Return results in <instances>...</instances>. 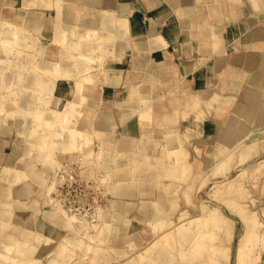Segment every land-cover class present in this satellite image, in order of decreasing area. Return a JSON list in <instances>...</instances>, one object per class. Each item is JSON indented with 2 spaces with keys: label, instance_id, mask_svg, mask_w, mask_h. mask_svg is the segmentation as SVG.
I'll return each mask as SVG.
<instances>
[{
  "label": "bare ground",
  "instance_id": "bare-ground-1",
  "mask_svg": "<svg viewBox=\"0 0 264 264\" xmlns=\"http://www.w3.org/2000/svg\"><path fill=\"white\" fill-rule=\"evenodd\" d=\"M15 1L16 0H5L7 4ZM59 1H61V4H59L56 8L54 19H43L42 21V17L35 14V12L31 11L30 9V7L34 4V0H20V3L24 7V14L21 21L24 22L22 23V25L26 28H33L43 24L45 27L44 31L46 33H51L57 28H61L62 31L67 30L69 32L68 34H66L65 38L62 37L64 39L62 45L54 46L51 43L50 46H47L45 48V51L41 52L42 56L37 63L38 65H41V67L45 68L46 71H51V65H53L56 61V74H59L62 77L64 75H71V73L73 72V68L76 66V71L74 72L76 83L73 99V103L75 106V110L73 113L76 118L72 120V123L70 125H63L61 128L62 130L58 129L60 131L54 141L50 140L51 133L48 132L47 129L52 125H45V123L43 122L40 130L37 128H34V131L31 130L32 133H30V136L28 134V138L26 140L27 142L23 143L24 140L23 142L22 140H18L16 142L17 147L14 148L12 155L7 161V164H0V220L1 223L3 222V224L5 225L6 223H10L11 225H13V228L9 231V233H7V235L0 233V243H3L2 247L0 246V264H4L2 257L6 258L9 255L4 253L6 254V256H4L2 251H6L7 249L9 250V246L11 244H15L17 248V246H20L21 244L18 241H31L33 247H30V255H32L35 259H44V257H46L47 264H61L62 262L60 255H62L64 247L56 249L55 254H53L52 256H49V254H47L49 251H51V249H54V242H61L62 244L71 243L76 245L81 242L79 232L82 229L73 224L74 219H77V217L69 214V210L67 211L66 209H64V206L59 202L54 203V199L52 196L45 199V201L52 204H48L49 206H47V209L45 211V208L43 209V217L46 220H49L54 227L63 228L68 231V233L63 234L59 238L52 236L50 233H45V237L42 242L35 241L34 238L33 240L30 239V235L33 232L32 228H35L38 233H42L44 226L42 222L37 220H35L30 227L26 223L30 222L29 220H27L28 215H31L32 217L33 214H37L39 212L38 204L35 201L28 202L27 200L33 193V183L36 185L38 184L43 188L48 186V192L56 188L57 183L63 177L60 172L70 168L71 163L75 160V158L67 159L63 157V154L71 153L70 151L76 148L82 150V152H80L81 155H86V157L89 155L90 149L87 146L86 148H82L79 145H76V138L72 133L71 127L75 126L78 131H85V129L90 127V125L93 127V130L101 137V140L105 142L104 147H102L100 151V156H102V159L100 160V168L105 172V176H103V178L106 177L109 182V185L107 186L109 190L108 194L114 197L111 200L112 206L118 209L120 212L119 214H121L118 215L117 218L113 221V223L115 222L119 229L114 233V235H112V237L117 238L119 245H121L123 242L121 236L124 234L126 237L125 240H128V242L136 246L141 245L144 239H147L149 237L147 234H143L142 232H136L134 230V227L130 225V229H123V226H128L125 224V220L123 219L125 217V214H131L134 211L136 212L139 219H142L144 221H152L155 223L158 221L157 223H159V225H163L164 227H169L173 224L176 228V231H173L172 228L171 230L168 229V232L164 231L166 232L164 233V237L170 245H153L152 247L147 248V252L149 253V255L147 257H144L143 255L140 256L142 260L141 264H230L233 252L232 246L234 242L232 240L234 231L233 218L225 214V212L219 206L214 207L211 205L212 207L210 206V208L207 204L204 203L205 201L200 204V208L204 216V219H202L203 223H201V217H194L191 214L193 212L191 208H186V210H184L183 208L185 212L183 211V213H180V217L177 218L176 216H174V212H172L174 206L170 205L171 203H173L174 197L165 193L163 190L153 192L152 186H150L148 183L150 181L156 182L164 180L163 178L168 176L170 181L169 183L164 184V187H176L178 185L176 182L180 181L184 176L183 172L189 171L190 173L187 172V177H190V180L188 182L186 180L187 187H190L194 190L193 192H190L188 194L189 201L194 204H199L196 195V193L198 194L196 188L199 184L202 172L205 173L206 170L211 174L213 172L215 174L216 170H223V167H225L229 159V154H226L227 150L224 151L225 148L228 149V147H232L242 135V129L241 127H239L240 114L250 115L252 113V110L248 107H240L227 121L223 119V115H221L220 108H222V106L214 105V107L210 110L209 115L212 117H216V120L214 121L215 123H213L214 125H216V127H213V125L210 124V126L207 127V123L199 122L198 124H196L197 126L191 128L190 136L188 133L189 138L192 136H195L196 138V140L191 141L192 145H194L192 149L193 157L191 159L186 158V154L190 153V151L186 147L185 138H183L182 135L179 137L176 136V138L172 137L175 136L172 133H178V130L169 127L168 129H164L163 136L165 139H167L165 149L169 152V154L173 153L176 156L171 158L172 163L169 159L171 163V165L169 166L167 165L168 161L166 162L165 158H161V154L157 149L159 127L157 129L152 125L153 116L156 112H165V115L163 116V123H165L166 121L169 122L171 119V117L168 116L169 113L163 107H161L160 105H155L159 97H164L159 93L160 90L159 88H157V81L162 78H167L169 76V71L160 66H148L142 62L136 63L134 67L138 70V77L141 78L143 82L152 83L153 88L151 89V94L149 95L148 92L145 93L143 91L142 84L133 83L130 89L122 93L117 104L122 107V125L124 129L128 130V133L126 137H119L118 141L115 143V139L112 136V133L115 129H119L122 132V128L120 126H117L114 115L107 105L100 106L98 110H95L96 104H99V97L97 91L94 88L91 89L92 92L90 94L88 92L89 87L94 86L92 83L89 84V69L92 66L91 61L93 58L91 55V51L93 53V50L95 51V49H100V47L104 45L102 47L103 50L107 49L109 50V52L118 53L117 48L119 42L125 38H130L129 22L127 16L125 17L122 14L123 11L121 9H114L113 11H111L109 5L104 3L103 1L84 0L89 8L98 7L100 9L96 14H86L84 18L76 21V19H78V11L76 7L79 0ZM198 1H200V3L203 5H195L191 0H181L176 4V10L174 11H178L180 15L189 17L191 22L194 24L196 23L197 25L199 24L198 19L200 18L201 14L205 13L203 17L205 25H212V18H216V20L220 23L218 26L213 25V35H219L220 38V40L214 46V51L216 53L231 55V52L229 51L230 49L228 50L226 46L227 42L235 40V44L239 43V39L237 37L236 39H232L229 37V31L225 26L226 17L230 22L242 21L246 24V26H248L247 28L249 29V35H247V46L250 49V54L244 55L242 52H239V55L235 57V59L238 63V67L240 68L236 69L233 67L229 69L231 77L228 81V85L231 89L239 92L244 88V84L240 80H242L245 76V69L247 70L248 67H252L254 61H256L257 59L260 63L264 62V21H260L256 16V13L258 11L264 10V0H233L231 4H229L230 0ZM49 4L50 3L47 0H38V6L41 9L46 8ZM114 14L115 17L117 15V19L115 18V20H112L111 17ZM5 15L6 14L4 13H0V18L2 19L1 24H3L2 27H5L0 30V32L2 33L0 39H5V42L3 44H0V59L4 57V53L8 51V48L10 46L8 43L13 42V44L15 43L17 45V48L19 47L24 49L30 46L29 38H31V35L26 32V30L19 32L17 29V31H13V27H7L8 21L5 20V18H7V16ZM91 32H97V41H100V39H106V43L105 41H102V43L104 42V44H101V46L97 44L99 43V41L97 42L96 40H93L97 43L91 41L93 39L91 36L90 37L92 39L89 40L90 38L88 39L87 34ZM72 34H75L77 38H72ZM159 36L160 34H157L150 38L152 48L161 47V45L165 43L160 40ZM55 47L59 49L56 52L53 51V48ZM104 47L106 49H104ZM19 48L18 51L16 50L17 53H14L16 55L14 56L13 54L11 55L12 57H10H15L18 61L16 62L17 71L18 69L21 70V68L24 66L25 60L29 59L30 61L31 59V57L22 54L23 51L21 52V49L19 50ZM74 49L78 50V52H74L73 54L71 52H73L72 50ZM210 55L212 56V54ZM222 67H224V65ZM18 74L19 71L14 72L11 75H8L7 79L9 81H16ZM262 75H264V72L262 73ZM26 76L27 77L24 78L23 81L24 87L26 89L24 87L23 88L27 90V92L21 96V105L25 108L27 113L22 116V120L20 121V123L22 127L28 129V127L30 128L33 123V112L40 103L42 93L41 86H43L46 82L45 80V83L41 82L43 77L40 78L41 80L38 79V77H35L34 70L30 71ZM47 82H49V80ZM104 84H108V80L104 81ZM110 84L115 85L116 83L111 81ZM65 86L66 83L62 81H60L59 85L57 86L58 88H60V91L58 93L61 92L60 94L63 96H67L69 94V91H64ZM137 87L140 88L136 89ZM139 90L143 93L142 97L152 99V101H144V103L146 104L142 107L141 103H139V95L136 93ZM201 90L205 92V95L207 97L206 104H211L212 101L217 99L216 86H214L213 88H204ZM62 102V98L56 97L52 100V107L57 108L59 105H61ZM224 103L225 102H223V104ZM180 109V100H178L176 97L173 98L171 100V111L173 113L172 118H174L175 116L174 113H177L175 111ZM133 113H137L136 116L139 122V125H137V127L134 125H128L132 120ZM95 114L96 118L94 117ZM45 118L46 124H50L51 122L53 123L55 117L53 114H48ZM218 125H223V127L218 128ZM217 131H221L219 135V138L221 139L220 143L222 145L226 144V147H221L216 155H214L210 151V142H213L212 140L217 138ZM18 138L22 137L18 135ZM112 139L114 142L111 141ZM85 141L86 143L89 142L88 136H85ZM2 143V139L0 138V149L2 148ZM239 145H241V143H238L236 147H238ZM54 148H57L59 150V154L57 155L58 157L56 161L53 160L54 163H51L50 157L53 154L52 152L54 151ZM113 151H116L118 154L114 159L115 163L112 162L111 157ZM221 154H224L222 155L223 157L221 156ZM130 155H132L131 160L134 161V168H129V166L127 168V165L130 163ZM52 157L54 158V156ZM147 161L151 165L149 169L144 168L143 162ZM213 161H217V164L214 167L211 166ZM86 167L87 166L84 165L83 167H81V169L83 168L82 170L84 171L86 170ZM114 167L116 168V171H113L112 175L111 172ZM132 170L134 171V174L131 173ZM89 174L90 173L89 171L87 173V170L81 173L82 178H87V180L88 177L93 176L92 174ZM239 175L235 179L231 178V180L227 182L221 180L217 185L224 188L225 195L228 194L230 196V194L233 195V193H236L232 197H224V201H226V206H228L229 209L233 213H235V215L243 224V232L237 240L236 250L234 251L235 255H233L235 256L234 264H245V262L248 260L247 257L249 258L250 256H248V254H251L252 250L254 251L252 247L250 248V244L252 243L251 241H253V239L255 241L256 238V240L258 241V239H260L258 237L264 235V221L256 209H253V207L249 206V204H244L241 202L240 196H238L237 194V192L239 193V191L235 189L237 191L236 192L234 190V188L236 187L239 188V186L235 187L234 185V183H236V180L239 181ZM206 178L204 182L206 181ZM49 179H51V183L50 185H47ZM182 180L185 182L184 179ZM204 182L202 181V183ZM187 190L188 189L184 191ZM233 190L235 192H233ZM185 194H187V192ZM185 196L187 197V195ZM140 197L143 198V201L138 200V198ZM11 199L14 200L13 203H9ZM21 202H28V204L27 206H22ZM102 210L99 209L98 219L101 217V215L104 214H101ZM183 217H185V219L180 220L179 222H174L177 219ZM205 225H208L209 227L213 225L214 228L215 226H218V228L220 229L221 235H217L220 237V241L219 244L216 245V247L213 242L211 243L210 239H213V237L216 236L215 232H217L218 230L215 229V231L213 229H207L208 226L206 227ZM21 226H26L27 230H20ZM106 228L102 229L99 234L103 235V233H105V231L107 230ZM175 235L178 236L179 243L183 251L185 252L182 257L183 259H181L182 261L176 260L175 256L173 255L174 253H172V251L175 249L176 242L178 243V240H176L174 237ZM103 239L104 241H106L107 237ZM257 241H255L254 243L256 244ZM262 241L264 242V238H262L261 242ZM253 245L254 244H252L251 246ZM214 247L216 249H214ZM212 248L215 251H212ZM194 252L199 253H197L198 255H195ZM62 259L66 258L63 257ZM110 260V255L101 254L100 258L98 259V263L105 264Z\"/></svg>",
  "mask_w": 264,
  "mask_h": 264
},
{
  "label": "rangeland",
  "instance_id": "rangeland-1",
  "mask_svg": "<svg viewBox=\"0 0 264 264\" xmlns=\"http://www.w3.org/2000/svg\"><path fill=\"white\" fill-rule=\"evenodd\" d=\"M47 1H49L50 4L46 8L41 9L38 6V0H34V4L30 7L31 11L35 12V14L40 15L42 17L41 19L42 21L43 19L45 20L54 19V13L56 11V8L59 4H61V1L59 0H47ZM82 1L84 2V0ZM232 1L233 0H230L229 4H231ZM84 4L86 5V7H88L85 2ZM76 8L78 11V15H77L78 19H76V21H78L84 18L86 16V13L80 12L78 10V7ZM50 9H52L53 12ZM0 13L6 14L5 16H7V18H5V20L8 21L7 27L9 28L13 27L14 28L13 31L18 30L19 32L26 30V32H28L31 35V38H29L30 41L29 47L24 49L18 47L19 50L21 49V52L23 51L22 54L31 57V59L30 61L29 59L25 60L26 62L24 61V66L21 68V70L18 69L19 74L17 75L16 81L15 80L9 81L7 79V76L11 75L14 72H18L16 69L17 67L16 62L18 61L16 60L15 57H14L15 59L10 58L12 57L11 55L17 53L18 51L17 45L15 43L13 44V42L8 43L11 46V47L9 46V48L12 49L8 48V51L5 52L3 55L4 57L0 59V83H1L0 138L2 139L3 142L2 148L0 149V164L3 165V164H7V161L12 155L14 148L17 147L16 142L18 140H22V142L24 140L23 143L27 142L26 140L28 138V134L30 136V133L34 131V128L40 130L43 122L45 123V125H52L50 128L47 129L48 132L51 133L50 140L54 141L56 136L59 134V131L62 130L61 129L62 126L70 125L72 123V120L76 118L73 113L75 110L73 99H74L75 83H76L74 76V72L76 71V66L73 68V72L71 73V75L69 76L64 75L62 77L59 74H56V70H57L56 61L54 62L53 65H51V69H50L51 71H46L45 68L41 67V65H38L37 63L42 56L41 52L45 51V48L47 46H50L51 43L54 46L62 45V42L64 41L62 37L65 38L66 34L69 33L67 30L62 31L61 28H57L55 30L56 31L60 30V31L56 32L54 30L51 33H46L44 31L45 27L43 24L33 28L24 27L22 25V23L24 22L21 21L23 18L22 16L24 14V7L20 3V0H16L15 2H10L8 4L5 2V0L0 1ZM256 16L260 21H264V10L258 11L256 13ZM115 18L117 19V15L116 17L115 14L112 15L111 19L115 20ZM1 21L2 19L0 18V30L5 28L2 27L3 24H1ZM226 22L229 24L232 23L234 25L239 26V28L243 30L249 31V29L247 28L248 26H246V24L242 21L230 22L226 20ZM1 35L2 33L0 32V36ZM247 35H249V33L246 34V37H248ZM71 36L74 39L77 38L75 34H72ZM97 36H98L97 32L95 33L91 32L87 34L88 39L89 38H90L89 40L92 39L91 41L93 40L97 41L98 39ZM159 37L162 42H165V39L161 34ZM219 40H220L219 35H213L214 46L217 44ZM96 41L93 42L97 43L99 40L97 42ZM102 41H105L106 43L107 40L100 39L99 43L97 44L99 45L104 44V42L102 43ZM4 42L5 39H0V44H3ZM102 47H100V49L97 50L95 49V51L93 50V53L91 51V55L93 58L91 61L92 66L89 69L90 71L89 84L92 83L94 86L89 87L88 89L89 94L92 92L91 89L93 88L95 90L99 89L98 84L100 82L102 85H104L105 76H106L105 70L107 68L106 60L109 58L112 52H109V50H107L105 47L104 49L106 50H103ZM58 50L59 49L56 47L53 48V51L55 52ZM72 51L73 52L71 51L70 52L73 54L74 52L76 53L78 52V50L76 49ZM15 55L16 54H14V56ZM187 66L188 69H190L189 67H191V65L189 64ZM32 70L35 71V77H38V79L43 77L41 82L43 83L46 82V83L43 86H41L42 93H41L40 103L33 112L34 114L33 123L30 126V128L28 127L29 129L28 131V129L22 127L20 123V121L22 120V116L27 113L25 108L21 105V96L27 92V90H25L26 88L24 87V82H23L24 78H26L27 77L26 75H28V73ZM245 72L246 73L244 78L240 80L244 84V88L242 90L238 92L234 89H231L228 85V81L226 82L223 81L219 89L217 88V96H216L217 99L212 101L211 104L210 103L206 104L207 97L203 90H197L195 92L192 89H189V87H184L183 83L182 84L177 83L176 87L172 86V83L165 84V86H163L160 83L164 82V78L158 80L157 81L158 85L157 84L156 85L157 86L161 85V88H163V90H160L159 93L164 97L162 96L159 97L155 105H160L161 107H163L169 113L168 116L171 117V119L169 122L166 121L165 123H163V116L165 115V112L163 113L156 112L154 113L153 124H152L157 129L159 127L158 129L159 133L157 137L158 138L157 149L161 154V158L162 157L165 158L166 162L168 161L167 165L170 166L172 163L171 158L176 156L173 153L169 154V152L165 149L166 148L165 144L167 143V139H165L163 136L164 129H168L169 127L178 130V133L176 132L172 133L173 135H175L172 137L176 138V136L179 137L182 135V137L185 138L186 147L190 151V153L186 154V158L191 159L193 157L192 149L194 146L192 145L191 141L196 140V138L195 136L189 138L191 132L190 130L191 128L197 126L196 124H198L199 122L207 123L206 124L207 127H209L210 125L216 127V125L213 124L215 123L214 121L216 120V117H212L209 115V112L214 107V105L222 106V108H220L221 115H223V119L227 121L240 107L244 106L252 110V113L250 115L240 114L239 127H241L242 129V135L232 147H228V149H226L225 148L226 144L222 145L220 143L221 139L219 138L220 137L219 135L221 131H217L216 134L217 138L212 140L213 142H210L211 145L210 151L214 155H216V153L221 149V147H223L225 148L224 151L227 150L226 154H229L228 155L229 159L227 161L228 163L225 165V167H223V170H216L215 174L214 172L211 174L206 170L205 173L202 172L199 180V184L196 188L197 189L196 191L198 192V194L196 193V195L199 204L197 203L194 204L189 201L188 194L194 191L192 188L187 187V182L190 180V177L189 178L187 177V174L190 173L189 171L183 172L184 176L182 177V179H184L185 182L182 179L180 181H177L176 183L178 185L176 187H172V188L171 187L166 188V186L164 187V184H167L170 181L168 176L163 178L164 180L156 181V182L150 181L148 183L150 186H152L153 192L158 190H163L165 193L174 197L173 203H171L170 205L174 206L172 212H174L175 214L174 216H176L177 218L180 217V213H183V211L186 210V208L187 209L191 208L193 210L191 214L194 217H201L202 222L201 221L200 222L203 223L202 219H204V216L200 208V204L204 201H205L204 203L207 204L209 207L211 205L214 207L219 206L225 212V214L233 218L234 231H233L232 240L234 242L232 241L233 252H232V259L230 264H234L235 262L234 251L236 250L237 240L241 235V233L243 232V224L241 223L240 219H238V217L235 215V213H233L229 209V207L226 206L225 203L226 201H224V197H230V196L232 197L236 193H233V195L230 194V196L228 194L225 195L224 188L222 186L220 187L219 185H217L218 182H220L221 180L227 182L231 180V178L235 179L240 173L243 172L242 173L243 175L242 174L239 175L240 177L239 181L236 180L237 185L236 183H234L235 187L239 186L240 190L238 187L234 188V190L236 189L237 191H239L238 193L235 190L238 196H240L241 202L244 204H249V206H252L253 209H256L264 221V75H262V73L264 72V62L260 63L257 59L256 61H254L252 67H248L247 70L245 69ZM228 77H231V75L229 76L228 74ZM48 80L49 82H47ZM60 81L66 83L64 91H69L68 92L69 94L67 96L61 95L60 94L61 92L58 93L60 91V88H58L57 86L59 85ZM112 81L116 83V81L114 80ZM149 84H150V88L147 89L145 86ZM149 84L143 82V85H145L143 86V91L145 93L148 92L150 95L151 89L153 88V84L152 83ZM115 85H117V83ZM139 88L137 87L136 89ZM136 93L139 95V103H141V107L145 106L146 103H144V101L146 102L152 101L151 98L142 97L143 94L142 91L139 90ZM56 97L62 98L63 102L57 108H54L52 107V100ZM175 97L178 100H180L181 109L175 111L177 113H174L175 116L174 118H172L173 113L171 111V100ZM223 102L225 103L223 104ZM99 105L100 103L96 104L95 110L99 109L100 107ZM48 114L54 115L55 118L53 123L51 122L50 124H46L45 117ZM136 114L137 113H133L132 120L128 125H134L136 127L137 125H139ZM94 117L96 118V114ZM193 117H197V118H193ZM69 119H70V123H69ZM117 121H116L117 126H120L122 128V132L119 129L118 130L115 129L114 132L112 133V136L115 139V143L118 141L119 137L122 138L126 137L128 133V130L123 128L121 115H118ZM222 127L223 125H218V128H222ZM71 130L74 137L76 138V145L77 146L79 145L82 148H86L87 146L90 149V153L89 155L87 154L88 156L86 157V155L80 154L82 150L75 148L72 151H70L71 153L63 154V157L67 159L75 158L74 160L75 162L73 161L71 163L70 168L60 172V174L63 175V177L57 183L56 188L52 189V191L48 192L47 190L48 186L43 188L40 187L38 184L36 185L33 183L32 185L33 193L29 198L30 200L28 199L27 201L28 202L35 201L39 206V212L37 214L36 213L33 214L32 217L31 215H28L27 220H29L30 222H26V223L30 227L32 223L35 220H37L42 222L44 227L42 233H38L35 228L31 227L33 229V232L30 235V239L33 240L34 238L35 241L42 242L44 240L45 233L47 234L50 233L52 236L56 238H59L63 234L68 233V231H66L63 228L54 227L49 220H46L43 217V212L47 209V206L52 204V203L50 204V202L48 203L47 201H45V199L50 198V196H52L54 199V203L59 202L64 206L63 207L64 209H66L67 211L69 210L68 211L69 214L77 217V219L76 218L74 219L73 224L82 229L79 232L81 242L78 245L71 243L62 244L61 242L53 243L54 249H51V251H49L47 254H49V256H52L53 254H55L56 249L60 247H64V251L62 252V255H60L62 261L61 264H100L98 263V259L100 258L101 254H108L111 257V260L105 264H141L142 260L140 256L143 255L144 257H147L149 255V253L147 252V248L152 247L153 245H157V246L170 245L169 242L164 237L165 235L164 233H166L164 231H167L168 229L171 230V228L173 229V231H176V228L173 224L169 226L170 227L169 228V227H164L161 224L159 225V223H157L158 221L156 223L152 221H144L142 219H139L137 217L136 212L134 211L132 212L133 214L132 213L125 214V217L123 219L125 220L124 221L125 224L128 226H123V229L128 230L130 229V226H132L134 227V230L136 232L138 233L142 232L143 234H147L149 237L147 239H144L141 245L136 246L128 242V240L126 241L125 240L126 237L124 234L121 236L123 241L122 244L121 245L118 244L117 238L112 237V235H114V233L117 232V230L119 229L118 226L115 224V222L113 223V221L117 218L118 215L121 214H119L120 212L118 209L112 206L111 200L114 197L108 194L109 190L107 186L109 185V182L108 179H106V177L103 178V176H105V172L100 168V163H101L100 160L102 159V156H100L101 155L100 151L102 147H104L105 142L101 140V137L93 130V127L91 125L87 129H85V131L84 130L78 131L75 128V126L71 127ZM18 135H20L22 138H18ZM85 136L89 137V142L87 143L85 141ZM4 138L6 139L4 140ZM111 141H113V139ZM238 143H241V145L236 147ZM58 152L59 150L57 148H54V151L52 152L53 153L52 156H54V158L52 156L50 157L51 163L53 162V160L56 161L58 157L57 155L59 154ZM77 154L80 155L78 156ZM117 155L118 154L116 151L112 152L111 157L113 163H115L114 159L117 157ZM222 155L224 154H221V156ZM131 159H132V155H130V161H129L130 163L127 165V168L128 166L129 168H134V161ZM143 164H144V168L147 169H149L151 166L148 163V161L143 162ZM216 164L217 161H213L211 166L214 167ZM84 165L87 166L86 167L87 173L89 171V173L93 175L88 177V180L87 178H82L81 175V173L86 171V170L83 171L82 170L83 168L81 169V167H83ZM113 171H116L115 167L112 169L111 172L112 175H113ZM131 173L134 174V171L132 170ZM205 178L206 181L204 182ZM202 181L204 183H202ZM50 183H51V179H49L47 185H50ZM185 188L188 190L184 191L186 190ZM234 190L233 192H235ZM186 192L187 194H185ZM185 195H187V197ZM138 200L143 201V198L140 197L138 198ZM13 202L14 200L12 199L9 201V203H13ZM28 202L26 203L21 202V204L22 206H27ZM99 209L102 210L101 214L103 213L104 214L101 215L102 218L100 217L98 219ZM174 209L176 210V213ZM183 219H185V217L177 219L174 222H179L180 220ZM9 224L10 223H6L5 225L3 224V222L1 223L0 220V233L7 235V233H9V231L13 228V225L11 224L9 225ZM205 226L207 227L208 225ZM216 227L218 228V226H215L214 228V226L212 225L211 227L208 226L207 228V229L218 230L217 232H215L216 230L214 231L216 233V236L213 237V239H210L211 243L213 242L215 247L217 244H219L220 241L219 240L220 237L217 235H221L220 229L219 228L217 229ZM26 228H27L26 226H21L20 230H24ZM104 228L107 229L105 231L106 234L105 233H103V235L99 234L100 231ZM105 237H107L106 241H104L103 239ZM174 237L176 240L179 239L177 235H175ZM258 238H260L258 239V241L256 240L257 238L255 239V241H257L256 244L254 243L255 242L254 239H253L254 242L253 241H251L252 243L250 242L251 243L250 248L252 247L254 251L251 249L252 250L251 254H248V256L249 255L250 256L249 258L247 257L248 260L245 262V264H264V246H263L264 242L263 241H262L263 243L261 242L262 238H264V235ZM259 240L261 243L259 242ZM18 242L21 244L20 246H17V248L15 244H11L9 246L10 247L9 250L7 249L6 251H2L3 254L4 253H6L7 255L9 254L6 258L2 257L4 264H47L46 257H44V259L41 258L35 259L32 255H30L31 253L30 247H33L31 241L30 242L18 241ZM2 244L3 243H0L1 247ZM252 244H254L253 245L254 247L251 246ZM179 245L180 243L178 240V243L176 242L175 249L173 250L174 252L172 251V253H174L173 255L175 256L176 260L182 261L181 259H183L182 257L185 254V252L183 251L181 245L180 246ZM215 247L214 249H216ZM214 249L212 248L211 250L215 251ZM197 253L194 252L195 255ZM6 254H4V256H6ZM63 257L66 259H62ZM63 260H65L66 262Z\"/></svg>",
  "mask_w": 264,
  "mask_h": 264
},
{
  "label": "crops",
  "instance_id": "crops-1",
  "mask_svg": "<svg viewBox=\"0 0 264 264\" xmlns=\"http://www.w3.org/2000/svg\"><path fill=\"white\" fill-rule=\"evenodd\" d=\"M100 1L108 4L111 11L121 9L122 14L127 16L129 22L130 38L120 41L117 48L118 53H111L106 60L105 81L108 80V84L102 85L100 82L99 89L96 90L99 106L107 105L113 113L115 121L122 113V107L117 104L122 93L130 89L133 83H142L143 85V81L137 75L138 70L134 67L136 63L142 62L148 66H160L167 69L169 76L160 83L163 86L172 83V86L176 87L177 83H183L184 87L197 91L214 86L219 89L223 81L230 80L229 69L240 68L235 59L239 52L244 55L250 54L246 37L248 30H243L239 26L227 22L225 26L229 31V37L232 39L237 37L239 43L235 44V40L227 42L226 46L228 50L230 49L231 55L216 53L213 45V25L218 26L220 23L216 18H212V25H205L203 19L205 13L201 14L198 19V25L192 23L189 17L174 11L176 4L181 0ZM191 1L195 5H203L198 0ZM77 7L80 12L86 14H96L100 9L86 7L82 0H79ZM50 10L53 12L52 9ZM226 20H228L227 17ZM157 34H161L166 43L158 48L153 47V49L150 38ZM189 64L191 65L190 69L187 66ZM223 65L224 67H222ZM112 80L116 81L117 85H111ZM144 83L149 84L148 82ZM145 87L150 88V84ZM158 88L163 90L161 85Z\"/></svg>",
  "mask_w": 264,
  "mask_h": 264
}]
</instances>
